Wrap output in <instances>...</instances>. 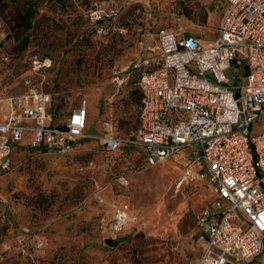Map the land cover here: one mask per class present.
Returning <instances> with one entry per match:
<instances>
[{"label": "rangeland", "instance_id": "374dc122", "mask_svg": "<svg viewBox=\"0 0 264 264\" xmlns=\"http://www.w3.org/2000/svg\"><path fill=\"white\" fill-rule=\"evenodd\" d=\"M225 5V0H0V97L29 85L42 88L51 95L59 123L85 100V132H103L99 123L108 119L126 140L113 150L96 138L64 153L14 147L9 167L0 169V264L195 263V217L210 186L205 177L185 179L174 157L145 162L132 141L139 94L132 79L117 87L111 76L113 69L140 60V42L154 43L160 27L210 41ZM97 9L107 18L101 35L94 30ZM225 74L234 80L230 69ZM255 125L264 129V119ZM122 203L128 204L129 219L114 232L113 209ZM256 260L264 264V250Z\"/></svg>", "mask_w": 264, "mask_h": 264}, {"label": "built area", "instance_id": "2783aa9c", "mask_svg": "<svg viewBox=\"0 0 264 264\" xmlns=\"http://www.w3.org/2000/svg\"><path fill=\"white\" fill-rule=\"evenodd\" d=\"M225 1L210 41L160 27L155 44L140 42L141 59L111 76L119 87L130 69L142 70L143 105L132 141L143 148L145 162L178 154L184 178L205 177L210 186L212 197L195 217L200 251L194 264H254L264 250V129L255 125L264 119V0ZM92 14L97 34L105 33L107 18L98 9ZM50 105V93L32 85L0 97V169L9 167L14 146L24 139L57 153L83 137L96 138L106 150L126 143L108 119L100 121L105 132H85V100L62 125L55 124ZM127 210L126 203L113 209L111 231L127 224Z\"/></svg>", "mask_w": 264, "mask_h": 264}, {"label": "trees", "instance_id": "16d2710c", "mask_svg": "<svg viewBox=\"0 0 264 264\" xmlns=\"http://www.w3.org/2000/svg\"><path fill=\"white\" fill-rule=\"evenodd\" d=\"M186 16H188V14H185ZM189 17V16H188ZM203 21H204V18H203ZM95 22V21H94ZM95 24H96V22H95ZM28 25V24H27ZM94 30H95V25H94ZM96 31V30H95ZM141 69H130L129 70V73H128V76H127V79H126V81L124 82V84H127V82L129 81V80H133V82H134V86H135V88H136V90H137V92H138V94H139V98H140V103H139V108H138V117H137V126H136V128L138 127V125H139V121H140V111H141V107H142V105H143V98H142V93H141V91H140V89H139V86H138V79H139V76H140V74H141ZM123 85V84H122ZM121 85V86H122ZM46 91V90H45ZM50 110H51V112H52V115H53V119H54V122H55V124H57V125H62L63 124V122H56L55 121V117H54V113H53V109H52V98H51V105H50ZM70 112V111H69ZM69 112H68V114H69ZM67 114V115H68ZM67 117V116H66ZM66 119V118H65ZM64 119V120H65ZM86 126L87 125H85V128H84V130H86ZM113 129H114V131H115V127H114V124H113ZM136 130V129H135ZM89 139H91V140H93V139H95V138H90V137H83V138H77V139H75L74 140V143H73V145L72 146H74V144H76V143H79V142H82V141H85V140H89ZM96 141H98L97 139H95ZM99 142V141H98ZM100 144V143H99ZM20 145H27V144H23L22 142H20V143H17L14 147H17V146H20ZM72 148V147H71ZM14 149V148H13ZM12 154V153H11ZM10 165V164H9Z\"/></svg>", "mask_w": 264, "mask_h": 264}, {"label": "crops", "instance_id": "0c3cea01", "mask_svg": "<svg viewBox=\"0 0 264 264\" xmlns=\"http://www.w3.org/2000/svg\"><path fill=\"white\" fill-rule=\"evenodd\" d=\"M225 7H226V5H225ZM216 35V31H215V34H214V36ZM213 36V37H214ZM155 37V36H154ZM154 41H155V39H154ZM151 42V41H150ZM150 42H148V43H146V44H148V45H152V44H155V43H150ZM1 107H2V111L3 112H5V105L4 104H1ZM3 116H1L0 115V118H2ZM100 124V123H99ZM101 127V126H100ZM101 129L103 130V132H105V130L101 127ZM102 133V132H101ZM142 148V147H141ZM142 150H143V148H142ZM144 153V152H143ZM171 157H174L173 159H177L178 161H179V165H181L182 164V162L179 160V156H178V154H175V155H173V156H171ZM209 186V185H208ZM212 197V194L210 195V197H209V199ZM208 199V200H209ZM207 200V201H208ZM196 231H197V241H198V243H199V251H200V236H199V231H198V228H197V226H196ZM199 251H198V254H199Z\"/></svg>", "mask_w": 264, "mask_h": 264}, {"label": "water", "instance_id": "95a60500", "mask_svg": "<svg viewBox=\"0 0 264 264\" xmlns=\"http://www.w3.org/2000/svg\"><path fill=\"white\" fill-rule=\"evenodd\" d=\"M105 242L108 244H113V240L111 238H106Z\"/></svg>", "mask_w": 264, "mask_h": 264}]
</instances>
